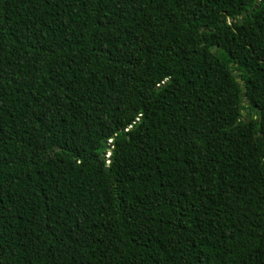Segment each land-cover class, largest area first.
<instances>
[{
    "label": "trees",
    "instance_id": "trees-1",
    "mask_svg": "<svg viewBox=\"0 0 264 264\" xmlns=\"http://www.w3.org/2000/svg\"><path fill=\"white\" fill-rule=\"evenodd\" d=\"M0 264H264V0H0Z\"/></svg>",
    "mask_w": 264,
    "mask_h": 264
},
{
    "label": "water",
    "instance_id": "water-1",
    "mask_svg": "<svg viewBox=\"0 0 264 264\" xmlns=\"http://www.w3.org/2000/svg\"><path fill=\"white\" fill-rule=\"evenodd\" d=\"M239 79H240V77H237V78H236V81H238Z\"/></svg>",
    "mask_w": 264,
    "mask_h": 264
},
{
    "label": "rangeland",
    "instance_id": "rangeland-1",
    "mask_svg": "<svg viewBox=\"0 0 264 264\" xmlns=\"http://www.w3.org/2000/svg\"><path fill=\"white\" fill-rule=\"evenodd\" d=\"M244 104V106L246 107V103H243Z\"/></svg>",
    "mask_w": 264,
    "mask_h": 264
}]
</instances>
